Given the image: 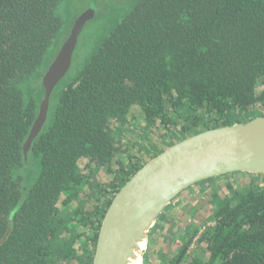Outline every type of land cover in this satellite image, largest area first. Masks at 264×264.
Masks as SVG:
<instances>
[{
  "label": "trees",
  "instance_id": "obj_1",
  "mask_svg": "<svg viewBox=\"0 0 264 264\" xmlns=\"http://www.w3.org/2000/svg\"><path fill=\"white\" fill-rule=\"evenodd\" d=\"M62 1L0 0V241L17 209L0 264H93L88 242L96 248L113 199L93 175L114 173L123 147L118 134L134 107L148 124L178 125L185 137L264 111V0H135L129 10L117 2L114 28L54 88L49 119L26 158L45 96L42 79L74 24L64 27ZM83 158L89 173L79 165ZM122 166L125 183L136 172ZM85 184L92 186L87 194ZM82 194L97 202L92 211L83 210ZM73 201L83 202L81 209ZM211 201L201 238L209 256L188 264H264V181L227 183Z\"/></svg>",
  "mask_w": 264,
  "mask_h": 264
},
{
  "label": "water",
  "instance_id": "obj_2",
  "mask_svg": "<svg viewBox=\"0 0 264 264\" xmlns=\"http://www.w3.org/2000/svg\"><path fill=\"white\" fill-rule=\"evenodd\" d=\"M96 12L93 5L76 19L44 74L45 96L24 144L26 158L49 119L52 92L72 70L79 38ZM232 174L264 176V115L186 137L143 165L109 204L93 264H140L152 227L179 195L203 181ZM12 218L0 246L12 231Z\"/></svg>",
  "mask_w": 264,
  "mask_h": 264
},
{
  "label": "rangeland",
  "instance_id": "obj_3",
  "mask_svg": "<svg viewBox=\"0 0 264 264\" xmlns=\"http://www.w3.org/2000/svg\"><path fill=\"white\" fill-rule=\"evenodd\" d=\"M117 2L123 3L122 5H124V9L126 10L131 9L133 4H135V0H63L58 7V13L64 18V27L66 30L81 14H83L84 11L88 10L92 4H95L97 8L96 17L86 25L79 38L80 41L74 56V64L72 70L70 71L72 75L76 74L82 65L91 58L93 52L100 47L104 38L108 36V34L114 28V20H111V15L116 6L115 3ZM261 115H264V111L254 114L255 117ZM128 117L129 123H131V121L138 123L139 117L142 119V125L144 127H153L152 125L145 122V117L142 115L141 109L139 107H134L131 109ZM126 126H128V124H126ZM179 132L180 127L178 125L173 126L170 129L159 126L157 127V130H155L154 126L151 130L146 131L144 136H141V145L144 147L138 152L136 151V147L128 143V137H126L127 134L125 132L123 134H118V139L123 146L122 152L117 156L113 166L110 169L118 171L119 167L122 166L121 164H124L125 166L122 167H129L132 169L131 172H134L136 168H134L133 165L138 160H140V163L137 166H142L152 158L156 157L160 152H157V154H154V152L146 154L145 147L147 143L151 141L150 135L155 140V144H157L154 145L155 147H160L162 150H166L167 148L176 144V142L186 138L185 136H181ZM128 134H131L130 136L133 143H136L140 140V136L137 134H133L132 132L129 133V131ZM87 163L88 160L86 158L81 159L79 162V165L84 173H89L90 171L86 167ZM107 171H109V169L105 168V171H102V174L96 173L93 175V179L100 183L103 182L104 178H109V175H113L114 183L117 184L120 177L115 174H110V172L108 173ZM243 176L244 177L242 178L231 176L232 179L230 176H223L226 178H222L218 182L219 185L217 188L210 187L208 185L209 180L203 181L197 184V186L191 187L179 195L166 209L168 215H171V217L169 216L167 219V225L170 228L168 235L165 237H157L153 244L151 243L149 246L146 244V247L143 249L145 254L143 253L142 256V264H173V261L176 259V257H178L176 262V264H178L181 261L182 256L179 255V245L176 247L175 238L179 240V237L183 233H188V237H194L192 244L189 245L192 246L189 249V252H191L188 254V258L184 260L182 264H188L197 254L203 255V253H205V256L208 257L209 253L206 249L208 243L205 239L201 238L205 236V231L211 224V222H209V217L214 211V206L211 203L212 193L216 189H219V187L223 190L226 189L227 183H233L234 185L237 184L240 186H252L260 184L262 181H264L263 177L259 176H257L258 178L250 174H243ZM217 180L218 177L214 178L211 180L212 182H210V184H213ZM204 182H207V184L203 185L202 183ZM91 187V185L86 184L83 186V190L86 191V194ZM82 199L84 203L80 201H73L72 204H70L72 208L77 209L80 207L79 209H81V205L83 203L85 206V209L83 210L92 211L95 205H97V203L93 204L95 201L94 199H90V197L85 196V194H82ZM99 204L101 205L102 203ZM66 207L67 206L65 205H61L60 210H66ZM177 219L180 223L175 222ZM172 220L175 224L174 226L171 225ZM188 227L191 229H186ZM82 228V226H79L80 231H84ZM89 231L88 234H91ZM88 246L90 253L95 252V248L91 242H88Z\"/></svg>",
  "mask_w": 264,
  "mask_h": 264
},
{
  "label": "crops",
  "instance_id": "obj_4",
  "mask_svg": "<svg viewBox=\"0 0 264 264\" xmlns=\"http://www.w3.org/2000/svg\"><path fill=\"white\" fill-rule=\"evenodd\" d=\"M145 119V118H144ZM146 122V121H145ZM136 126V127H135ZM154 127V126H153ZM153 127H144L142 125V119H140L138 117V123H134V121L131 123H128V126H126L125 128V133L127 134L126 137H128V143L133 145L134 147H136V151H140L144 146L141 145V142H142V139H141V136H144L145 132L148 131V130H151ZM155 130H157V127H155ZM128 131L129 133L132 132L133 134H137L138 136H140V140L136 143H133L132 139H131V134H128ZM136 135V136H137ZM150 139L151 141H149L145 147V152L146 154H150L151 152H154V154H157V152H159L162 148L160 147H155L154 145H157L155 144V140L153 139V137H151L150 135ZM154 149V150H152ZM165 151V150H163ZM163 151H160L159 153L163 152ZM153 154V155H154ZM159 155V154H158ZM131 156V155H130ZM102 171H105V169H100L97 174H102ZM114 171V174H117L118 171ZM108 172V171H107ZM110 172V171H109ZM108 172V173H109ZM111 174V173H110ZM231 178L232 177H237V178H242L244 177L243 174H232V175H227V177ZM222 178H226V177H219L217 181H215L213 184H210L208 182V185L210 187H213V188H217V186L219 185L218 182L222 179ZM232 179V178H231ZM113 175H109V178H104L103 180V184L104 185H107L108 189L112 186V182H113ZM233 184V183H232ZM235 186H238L237 184ZM220 188V187H219ZM221 189V188H220ZM185 192V191H184ZM186 196V195H184ZM97 202L94 201L93 204H96ZM168 208V207H167ZM166 208V209H167ZM166 214V215H165ZM164 215V216H163ZM162 216H163V219H162ZM169 216L171 217V215H168V212L165 210L164 213L161 215V217L158 219L159 221H157L155 223V226H153V228L151 229V232L149 234V237H148V240H147V246H149L151 243L153 244V242L157 239V237L161 236V237H165L168 235V231L170 230L169 226L167 225V219L169 218ZM177 223H180L178 221V219L175 221ZM172 226H174V222L172 220ZM186 229H191L190 227L186 228ZM189 234L188 233H183L179 238L180 239H183V238H189L188 237ZM179 239V240H180ZM175 240H177V238H175ZM193 241H191V244H192ZM175 247V246H174ZM177 247V245H176ZM169 250V249H168ZM179 250H180V246H179ZM145 254V253H144ZM182 260V259H181Z\"/></svg>",
  "mask_w": 264,
  "mask_h": 264
},
{
  "label": "built area",
  "instance_id": "obj_5",
  "mask_svg": "<svg viewBox=\"0 0 264 264\" xmlns=\"http://www.w3.org/2000/svg\"><path fill=\"white\" fill-rule=\"evenodd\" d=\"M124 177L125 176H120V178H119V180H118V183H117V185H120V188L125 184L124 182H123V179H124ZM120 188H119V190H120ZM119 190L117 191V188L115 187V188H111V189H109V198H114V196L119 192ZM117 191V192H116ZM103 201V200H102ZM102 204H103V202H102Z\"/></svg>",
  "mask_w": 264,
  "mask_h": 264
},
{
  "label": "flooded vegetation",
  "instance_id": "obj_6",
  "mask_svg": "<svg viewBox=\"0 0 264 264\" xmlns=\"http://www.w3.org/2000/svg\"><path fill=\"white\" fill-rule=\"evenodd\" d=\"M93 5H95V4H92L91 6H90V8L88 9V10H90L92 7H93ZM88 10H86V11H84L83 13H85V12H87ZM82 15V14H81ZM76 21V20H75ZM75 21H74V23H75ZM74 25V24H73ZM117 185V184H116ZM111 188V187H110ZM115 188V187H114ZM115 197V196H114ZM194 237V236H193ZM193 237H191V239H192V241H193ZM189 245V243L185 246V247H183V248H181L180 249V251H179V255H181L182 257H181V259L183 258V256L184 255H186V253L188 252V254L191 252H189V249H190V247H192V246H189L188 247V249H185V248H187V246Z\"/></svg>",
  "mask_w": 264,
  "mask_h": 264
},
{
  "label": "clouds",
  "instance_id": "obj_7",
  "mask_svg": "<svg viewBox=\"0 0 264 264\" xmlns=\"http://www.w3.org/2000/svg\"><path fill=\"white\" fill-rule=\"evenodd\" d=\"M119 144L121 145V143H119ZM121 146H122V145H121ZM139 163H140V160H138L133 166L136 167ZM145 164H146V163H145ZM145 164H143V165H145ZM143 165H142V166H143ZM142 166H141V167H142ZM103 169H105V168H103ZM106 169H108V168H106ZM111 170H112V169H111ZM109 171H110V170H109ZM109 171H108V172H109ZM131 171H132V169H131ZM135 172H137V170H135ZM110 173H111V174H114V173H112L111 171H110ZM125 174H126V173H125L124 171H122V170L120 169V167H119V169H118V173L115 174V175H117L118 177H120V176L123 177V176H125ZM124 178H125V177H124ZM123 180H124V179H123ZM113 182H114V180H113ZM126 182H127V181H126ZM126 182H125V183H126ZM108 190H109V189H108ZM93 253H94V252H93Z\"/></svg>",
  "mask_w": 264,
  "mask_h": 264
},
{
  "label": "bare ground",
  "instance_id": "obj_8",
  "mask_svg": "<svg viewBox=\"0 0 264 264\" xmlns=\"http://www.w3.org/2000/svg\"><path fill=\"white\" fill-rule=\"evenodd\" d=\"M157 221H158V220H157ZM154 226H155V224H154ZM152 228H153V227H152ZM145 247H146V244H143V245H142V248H145ZM142 261H143V259L140 258L139 263L142 264Z\"/></svg>",
  "mask_w": 264,
  "mask_h": 264
}]
</instances>
